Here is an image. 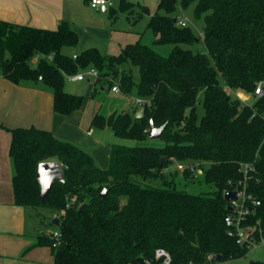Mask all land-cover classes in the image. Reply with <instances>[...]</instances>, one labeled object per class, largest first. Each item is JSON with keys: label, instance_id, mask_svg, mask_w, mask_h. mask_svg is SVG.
Returning a JSON list of instances; mask_svg holds the SVG:
<instances>
[{"label": "trees", "instance_id": "1", "mask_svg": "<svg viewBox=\"0 0 264 264\" xmlns=\"http://www.w3.org/2000/svg\"><path fill=\"white\" fill-rule=\"evenodd\" d=\"M135 6L141 10L137 18L149 15L152 44L142 33L117 54L96 46L65 51L79 42L68 21L51 29L0 19V76L46 85L56 112L67 115L82 105L84 95L68 91L66 83L90 66L98 70L92 97L117 83L122 93L136 91L145 100L140 116L138 108L93 116V124L136 142L112 144L107 167L48 129L8 128L15 203L60 213V242L54 245L52 233H43L34 243L49 245L55 264H159L158 247L170 252L171 264L242 257L249 245L228 233L225 217L233 208L225 193L244 188L259 201L242 223L255 226V243L264 240V0H159L153 10L119 0L108 16L131 14ZM191 6L203 21L208 53L181 46L199 40L191 25L179 23V8ZM166 44L171 45L166 54L156 48ZM259 82L263 92L256 95ZM232 91L254 98L244 102ZM151 117L155 125L165 124L161 145L145 142ZM48 160L62 165L65 179L56 180L42 202L35 177L39 162ZM174 162L185 164L186 177L198 163L197 171L213 189L193 193L178 187L165 171Z\"/></svg>", "mask_w": 264, "mask_h": 264}, {"label": "crops", "instance_id": "2", "mask_svg": "<svg viewBox=\"0 0 264 264\" xmlns=\"http://www.w3.org/2000/svg\"><path fill=\"white\" fill-rule=\"evenodd\" d=\"M116 3L119 4V0H114L111 7H117ZM108 8L103 11L102 7H90L87 0H0V19L51 29L68 21L79 34L77 50L72 52L96 46L102 53L117 54L126 43L139 39L143 32L120 28V14L128 12L119 11L111 18ZM132 15V22L139 19L134 11ZM146 16L148 22L149 15ZM93 88V79H86L85 84L81 80H69L66 89L83 94L84 101L78 109L65 115L54 110L53 93L46 85L32 81L15 83L0 76V264H55L49 245H34L38 235L54 230L46 226L43 207L15 203L8 128L35 125L48 129L56 137L90 151L102 167L109 165L112 144H127L130 140L117 136L110 126L93 124L92 118L96 113L108 116L128 108L140 109L135 102L136 91L124 94L108 88L92 97ZM113 96L115 103L109 104V110L103 112L105 99ZM109 135L111 139L107 140ZM129 142L135 143L134 140Z\"/></svg>", "mask_w": 264, "mask_h": 264}, {"label": "rangeland", "instance_id": "3", "mask_svg": "<svg viewBox=\"0 0 264 264\" xmlns=\"http://www.w3.org/2000/svg\"><path fill=\"white\" fill-rule=\"evenodd\" d=\"M131 1H134L136 3H140L142 5H146L152 10L157 8L158 2H159V0H131ZM116 6H118V3H116ZM134 8H135V10H134ZM134 8H133L134 15L137 16L139 11H141V10L138 6H135ZM160 11H162V10H160ZM177 13L181 19L185 20L187 24L192 26L194 32L196 33L197 37L199 38L198 41H196L192 44H181V46H183L185 48H190L194 52L201 51V52L208 53V49H207L206 44H205L203 37H202V35H203V21L201 19H196L194 17L193 7L191 6L187 9L179 8V11ZM120 15L121 16L119 17V20H118V25L120 26V28L143 32L142 40L148 44H152V40H153L154 36L146 28L147 19H148L146 14H143V16L141 18H139L138 20H136L135 22H132V17H133L132 13L131 14L121 13ZM127 16H129V17H127ZM156 48L160 52L166 54L171 49V45L170 44L159 45V46H156ZM64 50L68 51V52H72V51H76L77 48L76 47H64ZM36 58L37 57H34V59H33L34 62L37 60ZM136 76H137V74H136ZM69 80L70 79H68L67 82ZM81 82H82V84L83 83L85 84L86 79L81 80ZM78 83L80 84V82H78ZM232 93L234 95H237L244 102H250L254 98L252 96V94H250V93H244V92H240V91H232ZM133 96H136L135 93L133 94ZM114 100H115L114 96L110 97V98H106L104 101L105 106L103 107L102 111L104 112V111L109 110L108 106H109V104L111 105L112 103H115V102H113ZM200 110H202V109L200 108ZM110 139H111V136L109 135L107 140H110ZM129 141L130 140L126 141L127 144H133ZM120 142H123V140H121ZM145 142H146V144H156V145H161L164 143V141L160 138H149ZM183 165L185 167V164H183ZM169 167L170 168H167L165 170L167 174L170 173L167 175L168 179H173L174 183L178 187L186 188L189 192H193V193L207 192V191L213 189V186L211 184L206 183L203 180L202 174L197 171V169H199L198 163H196L194 165L195 170H193V175L190 177L184 176V174L182 173L183 169L182 170L178 169L176 162H174ZM170 169H176V170L178 169V170L172 174ZM149 182L156 184V185L162 184L161 179H152V180H149ZM42 212H44L45 222L47 223L46 224L47 228H49V230H51V231L53 229L57 228V226L52 223V219H53L52 216L55 214L54 217L55 216L59 217L60 213H58V211H56V210H49L48 208H44V207L42 208ZM252 259L264 261V240H262L258 243H255V244H251V246H249V251L246 253V255H244L242 257L235 258V259L221 260V261H210V262H207L206 264H250L249 262Z\"/></svg>", "mask_w": 264, "mask_h": 264}, {"label": "built area", "instance_id": "4", "mask_svg": "<svg viewBox=\"0 0 264 264\" xmlns=\"http://www.w3.org/2000/svg\"><path fill=\"white\" fill-rule=\"evenodd\" d=\"M88 5L93 8H100L102 6L111 7L114 5V0H87ZM179 23L181 25H186V21L183 19H179ZM74 57H76V54H73ZM98 76V70L95 67H87L85 69L79 70L77 73L69 75L68 79L70 80H85V79H93L95 80ZM111 89L115 92H120V87L117 83H114L111 87ZM228 92H231V89L226 88ZM263 92L262 89V82H259L258 85L255 88L256 95H259ZM239 94V93H238ZM145 100L141 97H136L135 102L139 105H141ZM244 170L247 171L250 166L247 164L244 165ZM178 169H183L184 165L181 162L177 163ZM167 169V168H166ZM237 193V197L230 200V205L233 208L232 213H229L225 217L226 223L229 225L228 233L230 235H235L236 240L238 243H247L249 246L251 244H255L253 240V230L255 229V226L252 225H245L242 222L246 219V215L249 213L251 205L258 204L259 201L254 199L251 194L246 193L245 189H239L235 190ZM76 197L73 196L72 200H74ZM52 236L56 238L54 245H57L60 240V232L59 229L56 228L52 232ZM155 257L159 260V264H171L172 263V257L168 250L162 247H158L155 250ZM161 258V259H160ZM192 264V263H188Z\"/></svg>", "mask_w": 264, "mask_h": 264}, {"label": "water", "instance_id": "5", "mask_svg": "<svg viewBox=\"0 0 264 264\" xmlns=\"http://www.w3.org/2000/svg\"><path fill=\"white\" fill-rule=\"evenodd\" d=\"M106 6H102V10L106 11ZM176 20V18H175ZM143 112V108H140L136 116H140ZM150 133L149 138H159L163 129L165 128V124L157 126L154 124L153 117L150 118L149 121ZM64 172L62 165L57 160H48L41 161L37 166V174L35 177V182L40 186V196L41 201L44 202L48 197L53 186V183L58 181H64ZM105 189L100 193V195H104ZM237 197L236 191H226L225 198L228 200L234 199ZM86 204L83 203L80 205L79 210H81ZM230 208V207H229ZM54 225H60V218L58 216L52 219ZM161 259V258H160ZM219 259V256L216 257ZM141 261H144L143 258H140Z\"/></svg>", "mask_w": 264, "mask_h": 264}]
</instances>
